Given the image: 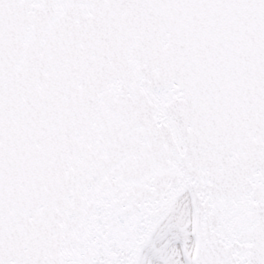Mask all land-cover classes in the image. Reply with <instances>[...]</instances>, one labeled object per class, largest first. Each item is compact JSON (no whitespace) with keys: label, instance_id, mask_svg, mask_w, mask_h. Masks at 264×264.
<instances>
[{"label":"snow or ice","instance_id":"6c2138e0","mask_svg":"<svg viewBox=\"0 0 264 264\" xmlns=\"http://www.w3.org/2000/svg\"><path fill=\"white\" fill-rule=\"evenodd\" d=\"M0 264H264V0H0Z\"/></svg>","mask_w":264,"mask_h":264}]
</instances>
